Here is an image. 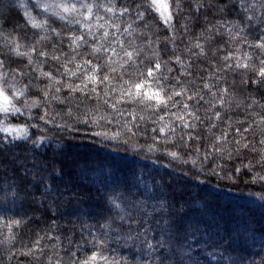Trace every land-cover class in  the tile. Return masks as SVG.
Returning a JSON list of instances; mask_svg holds the SVG:
<instances>
[{
	"label": "trees",
	"instance_id": "16d2710c",
	"mask_svg": "<svg viewBox=\"0 0 264 264\" xmlns=\"http://www.w3.org/2000/svg\"><path fill=\"white\" fill-rule=\"evenodd\" d=\"M56 2L0 0V33L18 39L22 51L37 49L29 64L0 38L5 84L27 86L24 99L36 102L29 108L17 102V114L0 113L5 126H27L28 132L26 139L15 140L0 133V264H71L90 254L97 237L107 240L105 255L119 264H264V181L254 182L264 176V78L257 75L264 49L256 47L264 42V0H180L172 30L146 9L122 17L101 9L100 15L119 25L123 49L135 53V66L121 68L127 58L110 37L120 53L112 58L116 72L104 55H89L96 41L81 24L69 23L81 17L60 20L43 10ZM84 2L93 4L95 13V5L108 0ZM113 2L120 8L133 0ZM25 11L37 22L47 20L46 29L32 28ZM138 11L143 19L136 18ZM101 31L93 29L97 38ZM73 35H83L87 43L77 47ZM73 57L69 68L91 59L109 81L96 85V93L68 92L67 83L82 79L63 75L62 65ZM157 62L162 68L156 75L166 89L198 93L196 100L174 98L199 117L189 115L194 127L175 124L164 135L154 109L123 102L128 97L117 103L121 76L138 80L137 69ZM40 68L62 83L53 86ZM109 197L118 198L124 211ZM116 215L125 220L115 221L113 231L101 227ZM14 221L19 227L4 226Z\"/></svg>",
	"mask_w": 264,
	"mask_h": 264
},
{
	"label": "snow or ice",
	"instance_id": "6c2138e0",
	"mask_svg": "<svg viewBox=\"0 0 264 264\" xmlns=\"http://www.w3.org/2000/svg\"><path fill=\"white\" fill-rule=\"evenodd\" d=\"M80 7H77V0H57L54 4H46L43 6V10L45 12L51 11V15L57 17L60 20H68L69 17H81V19H76L75 21L69 20V23L75 22L76 24H81L82 28L88 32L90 35H92L93 40L96 41L95 44L90 45L92 48V51L89 55H92L94 57H99L101 55H104L106 57L107 65L111 68L112 72H116L117 69L115 67H111V65L114 63L113 57H120V53L117 51L116 47L112 46V40L111 38H115L117 44L120 46L121 49H123V41L119 39V37L116 35L117 32L120 31L119 25L111 19H106L105 16L100 15V10L102 9L105 13H108L111 15V17H117V16H125L126 14H129L133 9H146L151 11L156 15V18L160 22L163 23V25L168 28L169 30H172L174 28L173 21L177 18L179 15V12L181 11V3L180 0H147V3H144V0H140V3H136L135 0H133V3L123 4L120 8H117L116 4L113 2V0H108L107 4H96V12L93 11V4L85 3L84 0H79ZM81 9H84L83 12H81ZM223 11V9H219ZM24 15L27 17V21L30 23V26L35 29H46L48 21L45 20L43 22H37L36 19L31 15L30 12L25 11ZM137 19H143V11H138L136 14ZM181 27H185L184 25H181ZM223 27V25H221ZM132 28V25L129 24L125 29L124 32H128L129 29ZM93 29H96L97 31H101V35L97 38L95 34L93 33ZM109 29H115V31L110 32ZM53 32L56 31L55 28L52 29ZM59 35V33H57ZM0 38L6 41V45L10 46V51L17 57H27L28 63L32 64V54L37 51L35 45L31 46L27 50H23L24 45L19 42L18 39L4 36L3 33H0ZM174 38V37H173ZM41 39H46V37H41ZM72 44L76 45L77 47L80 46V43H87L85 40V37L83 35H73L70 37ZM264 39V38H262ZM38 43V41H37ZM107 43V46L105 44ZM195 48L201 49V54H204L202 45L200 43H196L194 45ZM256 47L260 49H264V42L259 43L256 45ZM39 55L42 57H48L49 54L46 51L39 52ZM134 55L135 53L133 51H128L126 49H123V57H126L127 59L123 61V63L120 65L121 68H124V65H128L129 67L135 66L134 61ZM50 59L55 60L57 62L60 61V57L56 55L50 56ZM225 60L231 59L229 56L224 57ZM75 60V57H73L71 60L66 61L62 67L64 68L63 75L69 76V77H80L82 76V79H80L79 84H73V83H67L65 85L66 90L70 93H76L80 92L84 95L88 94V91H91L93 93L97 92L96 85L102 84L105 81H109L108 75H103L102 77L99 75L102 71V67L96 63H93V60L91 59H83L82 62L75 63V68H69L68 65L72 64ZM176 61L178 63H182L180 61L179 57H176ZM262 65H264V59L260 61ZM237 67H244L248 68L249 65L247 63L240 64L237 63ZM4 67V60L0 59V69ZM230 67V66H229ZM89 68L91 69L89 71ZM162 68V65L157 62L152 66L146 67L143 70L137 69V73L139 76L138 80H132L129 79H123V76H121V79L123 80V86L122 91L120 93L121 99L117 100V103L122 102L123 97H128L127 101L123 102H131L133 100L139 101L141 104H145L148 108L154 109L159 111L161 108L168 109L169 108V101H174L175 97L178 96H186L187 100H196L198 93H193L192 95L187 94V89L182 88L179 91H169L166 89L164 84L161 81V77L157 76L156 73L160 72ZM172 69L169 68V71ZM40 75L42 77H45L49 79L50 81H53V86L57 84H61L62 81L59 79H56L55 76H53L52 72H46L43 71L42 68L39 69ZM25 73L21 72V75H24ZM125 74L130 75L126 72ZM188 76H191V72L185 73ZM257 75L261 78H264V67H261ZM7 78L6 73H0V113L4 115L8 114H17L21 112V108L17 107V102H20L23 104L24 108H29L32 106H36V102L33 101L32 105H29L26 100L24 99L26 97L27 93V86H25L24 89H17L14 85H6L5 81ZM164 79H167V77H164ZM192 82V81H190ZM89 84H92L93 87L89 89ZM203 88L209 90L211 92V86L208 83L203 84ZM88 90V91H86ZM56 92H60L61 89L59 87L55 88ZM115 91V89H113ZM226 91V90H225ZM107 94V93H106ZM213 96L216 95L215 92L211 93ZM47 95V93H45ZM97 95H99L97 93ZM204 97L202 95L199 96V100H203ZM199 100L197 102H199ZM105 103H107V100H105ZM179 102H174L173 107H175V104ZM113 108H115V105H112ZM189 105L187 103L183 104L184 109H189ZM187 115L193 116L194 119H199L198 116H195L194 112L188 111L186 113ZM47 115V114H45ZM176 119L180 120L184 127H194V125H190L187 121H185L184 115H176ZM216 118L219 119L220 115L219 113H216ZM41 120H44L45 117L41 116ZM103 119V117H101ZM161 120L164 119L163 116L160 117ZM264 120V118H262ZM84 123H87V121H84ZM215 125H213L214 127ZM165 127H168L167 124H165ZM165 128H160V132L163 133ZM155 131V129H153ZM174 131V129H173ZM0 133L6 134L7 137L15 139H26L28 136L27 132V126H11L7 125L5 126L2 121H0ZM99 135V133H97ZM4 140V137H0V143H2ZM261 144H264V140L260 141ZM245 148H247V144L244 145ZM173 157H175L177 154L175 152L170 153ZM248 167V166H245ZM251 169L249 168V171ZM236 172L239 173L240 169H236ZM264 181V176L257 175L254 177V182L256 181ZM118 198H112L109 197L108 200L111 204L115 206L116 209L119 210V212H123L124 209L121 208L120 204L117 203ZM120 220L124 221L125 217L123 215H116L112 216L110 218H107L105 222L101 225L102 228L113 231V224L115 221ZM20 221H14L10 222L5 227L11 229L12 227H19ZM108 231L104 233V236L107 237ZM97 240V244L93 245V248L89 255L85 256V258L80 260H73L71 261V264H119V261L105 255L106 251V243L107 240H101L99 237L95 238ZM39 245V240H37V246ZM149 248L152 247L151 244L148 245ZM73 256H75V253H73Z\"/></svg>",
	"mask_w": 264,
	"mask_h": 264
},
{
	"label": "rangeland",
	"instance_id": "374dc122",
	"mask_svg": "<svg viewBox=\"0 0 264 264\" xmlns=\"http://www.w3.org/2000/svg\"><path fill=\"white\" fill-rule=\"evenodd\" d=\"M177 102H179V103H176L175 107L172 106L174 101H172V103H171V101H169V108L168 109L161 108L159 111L155 110V113H156L155 118L161 124V128H165L164 132L162 133L164 135H166L168 133V130L172 126H174L175 124H178L180 126H184V124L180 120L176 119V116L173 115L174 113L176 115H184L185 121L189 122V115L186 114L189 110L183 108V104L185 102L183 100H179ZM161 116L164 117L163 120L160 119ZM165 124H167L168 127H165ZM177 180L178 179H176V182H177Z\"/></svg>",
	"mask_w": 264,
	"mask_h": 264
}]
</instances>
